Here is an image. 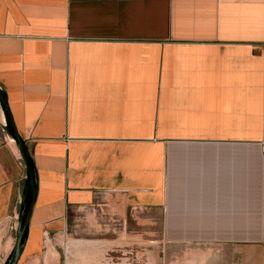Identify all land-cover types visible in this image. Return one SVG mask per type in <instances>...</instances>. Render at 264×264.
Returning <instances> with one entry per match:
<instances>
[{
  "label": "crops",
  "instance_id": "crops-1",
  "mask_svg": "<svg viewBox=\"0 0 264 264\" xmlns=\"http://www.w3.org/2000/svg\"><path fill=\"white\" fill-rule=\"evenodd\" d=\"M18 138L36 196L17 264H65L51 235L104 194L264 264V0H0L5 259L30 177Z\"/></svg>",
  "mask_w": 264,
  "mask_h": 264
},
{
  "label": "rangeland",
  "instance_id": "rangeland-1",
  "mask_svg": "<svg viewBox=\"0 0 264 264\" xmlns=\"http://www.w3.org/2000/svg\"><path fill=\"white\" fill-rule=\"evenodd\" d=\"M154 217L104 194L93 205L73 211L66 230L51 235L50 243L65 264H246L251 255L245 245L173 241ZM2 253L0 264H5Z\"/></svg>",
  "mask_w": 264,
  "mask_h": 264
},
{
  "label": "water",
  "instance_id": "water-1",
  "mask_svg": "<svg viewBox=\"0 0 264 264\" xmlns=\"http://www.w3.org/2000/svg\"><path fill=\"white\" fill-rule=\"evenodd\" d=\"M18 144H19V149L21 151V156H22L23 162L30 172L31 186H32L33 200H34L35 196H36L35 177L31 173V168H30V164H29V161L27 158V154L24 150L23 143L21 142V140L19 138H18ZM29 216H30V211L28 212V215H27L24 223H22V222L19 223V229H18L17 234H16V241H15L13 250L9 256L7 264H17L20 257H21V254H22L23 249H24L23 238H24V234H25V231L27 229L28 222H29Z\"/></svg>",
  "mask_w": 264,
  "mask_h": 264
},
{
  "label": "trees",
  "instance_id": "trees-1",
  "mask_svg": "<svg viewBox=\"0 0 264 264\" xmlns=\"http://www.w3.org/2000/svg\"><path fill=\"white\" fill-rule=\"evenodd\" d=\"M10 126V124H9ZM11 132H14L12 130V128L10 129ZM24 147V150L26 152V149H25V146L23 145ZM28 158V161H29V164H30V168H31V173H33L34 171V165H33V162ZM31 204H32V190H31V185H30V177L28 176L27 177V180H26V187H25V191H24V200H23V203L20 205L19 207V212H20V221L22 223H24L27 215H28V212L30 210V207H31ZM26 235H27V230L25 231V234H24V238H23V241L25 242L26 240ZM8 259L9 257L7 258L5 264H7L8 262Z\"/></svg>",
  "mask_w": 264,
  "mask_h": 264
}]
</instances>
